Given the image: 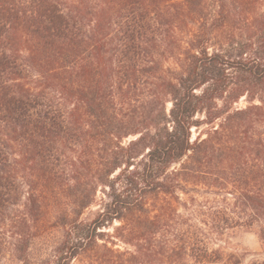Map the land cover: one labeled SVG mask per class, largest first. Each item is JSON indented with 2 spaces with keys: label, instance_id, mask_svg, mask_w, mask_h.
<instances>
[{
  "label": "trees",
  "instance_id": "trees-1",
  "mask_svg": "<svg viewBox=\"0 0 264 264\" xmlns=\"http://www.w3.org/2000/svg\"><path fill=\"white\" fill-rule=\"evenodd\" d=\"M223 1L0 0V259L246 264L210 247L237 228L264 246L263 29L236 40Z\"/></svg>",
  "mask_w": 264,
  "mask_h": 264
},
{
  "label": "rangeland",
  "instance_id": "rangeland-1",
  "mask_svg": "<svg viewBox=\"0 0 264 264\" xmlns=\"http://www.w3.org/2000/svg\"><path fill=\"white\" fill-rule=\"evenodd\" d=\"M223 3L227 7L231 8L232 17L235 18V25L238 24L239 21L241 24L240 27L244 31V33L239 32L238 30L235 31V33L238 35V38L236 40H239L240 33L242 34L243 38L246 39L245 35L247 36V31L245 30V28L247 27V25H253L262 28L263 31L261 34H259V36L264 37V0H252L251 4L244 6L236 3L232 4L233 2L231 0H224ZM253 36H255V34H253ZM255 38H258L257 35ZM246 105L247 104L245 100L241 99L239 103L235 105V107L244 108ZM255 129L258 134L263 131L262 126H256ZM192 135L193 137L197 136L195 132H193ZM97 196V202L93 204L89 209L84 211L81 217L82 220L90 221L99 211L98 203L102 198V195L98 193ZM23 200L24 199L20 201V204L23 203ZM57 236L60 237V233H57ZM219 239L220 240L211 242L210 247L215 249L221 248L225 252L229 253L231 252L246 254V264L255 259H264V246L256 234V229L237 228L234 230H228ZM47 244H49L48 247L52 246V240ZM44 246L42 244L36 243L31 247L30 252L34 256L43 254ZM123 247L124 246L122 245L119 246L121 250H123ZM0 264H18V262H11L10 257L6 256V259H0Z\"/></svg>",
  "mask_w": 264,
  "mask_h": 264
}]
</instances>
